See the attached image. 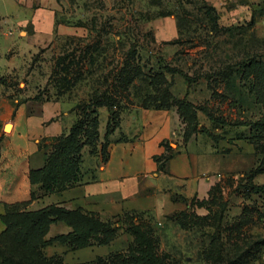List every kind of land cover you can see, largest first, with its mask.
Here are the masks:
<instances>
[{
	"label": "rangeland",
	"instance_id": "rangeland-1",
	"mask_svg": "<svg viewBox=\"0 0 264 264\" xmlns=\"http://www.w3.org/2000/svg\"><path fill=\"white\" fill-rule=\"evenodd\" d=\"M228 1L213 7L205 0H0V109L9 106L11 120L21 106L28 115H34L38 107L35 115L50 114L51 122L54 104L61 103L75 121L80 108L93 100H106L119 112L154 109L157 92L150 79L161 75L174 97L203 107L219 121L198 111L200 127L216 141L200 132L184 144L182 124L180 140L173 143L177 150L189 147L190 153L203 152L194 166L195 174L211 185L215 204L209 203L207 195L204 199L193 196L172 215L137 214L152 228L158 253L167 264H264V246L257 245L264 239V195L248 192L250 172L258 167L262 154L255 151L245 126L261 117L262 106L239 69L240 63L264 56V0L255 4ZM17 3L28 14L52 12L48 44L32 47L27 40L30 29L14 28ZM126 66L139 73L130 86L120 80ZM164 85L161 80L155 84L160 89ZM105 116L102 110V126ZM10 131L8 123L5 136ZM36 139L37 151L44 155L51 140ZM6 142L9 139L0 140V165L1 172L10 176L25 155L15 153L12 146L4 149ZM176 171L184 174L179 166ZM25 176L24 196L17 203L28 201L29 190L40 199L39 188L29 187L28 173ZM251 183L263 185L264 175H257ZM36 206L41 207L40 202ZM181 212L191 216L184 228ZM214 215H221L220 223L213 220ZM241 219L247 223L243 225ZM116 225L121 230L105 249L106 255L83 260V252L73 253L58 245L44 254L61 255L67 264H111L108 257L126 254L131 243L124 232L126 225Z\"/></svg>",
	"mask_w": 264,
	"mask_h": 264
},
{
	"label": "crops",
	"instance_id": "crops-1",
	"mask_svg": "<svg viewBox=\"0 0 264 264\" xmlns=\"http://www.w3.org/2000/svg\"><path fill=\"white\" fill-rule=\"evenodd\" d=\"M205 1L213 7L229 2L228 0ZM259 1L246 0L249 4ZM20 2H25V0H20ZM15 6L19 9L16 10L14 28L23 26L30 29L27 40L32 47H42L48 44L52 39V12L38 10L28 14L25 12L28 9L19 3ZM55 10L54 5V19ZM38 110L37 107L35 114ZM102 110L106 112L104 126L100 122ZM11 112L12 109L9 106L0 109V140L9 139L10 142H6L4 149L12 146L15 153H23L25 156L21 160L22 164H18L20 161L16 162L15 166L12 164L15 172L10 176H5L1 172L3 164L0 165V215L4 212V205L17 203L20 201V196H24L23 178L27 179L25 173L43 166L44 155L37 151L36 138L46 137L51 140L59 137L67 133L74 123V119L67 113V108L61 103L54 104V119L51 122L52 115L47 113L38 116L28 115L26 107L18 108L14 120L10 118ZM130 113H119L118 126L107 138V153L102 159L100 149L104 141L109 112L105 108L99 109V142L94 155L89 153L87 147L82 151V182L60 195L44 196L41 193L38 197L40 199L35 198L30 203L32 208L28 210L35 211L55 204L70 210L82 208L87 212L97 214L103 221H114L115 217L130 212L136 214L148 212L156 217L172 215L175 210H181L182 205L186 206L181 199H189L193 196L204 199L206 195L208 196L211 185L195 174L194 167L203 152L198 153L194 150V155L188 151L189 147L185 150L173 148V143L180 140L178 129L180 125L182 126L176 109H141ZM8 123L11 125L9 137L5 136L4 132V126ZM2 150L0 149V157H3ZM163 154H167L169 158L163 164L162 169H159L155 158ZM177 166L184 174H177ZM28 184L30 187L29 181ZM30 193L32 192L29 190L25 200L30 199ZM37 202H40L41 207L36 206ZM3 230L4 227L0 228V233ZM69 232L70 229L65 225L53 224L46 239ZM49 248L53 246L46 248L44 252H47ZM106 248V246H92L75 252H83V260H90L96 256L106 255ZM86 255L88 256L85 257ZM75 263L72 262V264Z\"/></svg>",
	"mask_w": 264,
	"mask_h": 264
},
{
	"label": "trees",
	"instance_id": "trees-1",
	"mask_svg": "<svg viewBox=\"0 0 264 264\" xmlns=\"http://www.w3.org/2000/svg\"><path fill=\"white\" fill-rule=\"evenodd\" d=\"M239 69L241 79L250 83V91L254 94L256 102L262 106L261 117L245 126L250 129L255 151L262 154L258 167L250 172L248 192L264 195V184L257 186L251 183L257 175H264V56L253 57L240 63ZM134 70L131 66H126L121 70L120 80L125 86H130L135 76L139 75V73H134ZM184 77L186 81H189L186 76ZM160 80L163 85H166L162 89L155 86ZM150 86L157 92L154 110L176 109L179 119L184 125V144L200 132L216 141V137L205 127H200L198 111L207 116L209 120L219 123L208 115L203 107H196L186 98L174 97L169 90V84L161 75L151 77ZM34 100L37 101L36 98ZM103 108L109 112L104 141L100 149V154L104 159L107 153V138L118 126L120 112L113 110V104L106 100H93L88 106L80 108L78 118L68 132L51 139L50 145L45 151L43 150V166L40 169H32L28 173V181L31 186H37L44 196H48L60 195L82 182V151L87 147L91 155L96 153V146L99 142L98 110ZM168 158L167 154L155 158L159 169L163 167L161 161L165 160L166 162ZM211 191L210 189L208 192V198H210L209 203L213 205L216 199L214 194L210 193ZM35 198L34 193H30V199L27 202L4 205V212L0 215V222L4 227L0 233V264H67L61 255L47 257L44 250L54 245L73 252L92 246L108 247L121 230V225L116 224L121 223L126 225L124 232L131 237V243L126 254L110 255L108 262L111 264H167L158 253L157 241L152 228L144 223L136 213H124L115 217V220L117 219L115 224L111 220L103 221L97 214L87 212L82 208L70 210L51 204L39 210H27V206ZM181 201L186 204V199L183 198ZM202 203L200 202V204ZM224 206L222 205V207ZM208 210L210 211V209ZM245 213L242 212L244 218L246 217ZM179 214H182L180 225L184 228L191 216L184 212ZM213 218L214 221L217 219V223H220L221 215H214ZM57 223L68 227L70 232L46 239L51 225ZM240 223L245 225L247 221L241 219ZM214 241L213 238L211 244ZM257 245L264 246V239Z\"/></svg>",
	"mask_w": 264,
	"mask_h": 264
}]
</instances>
